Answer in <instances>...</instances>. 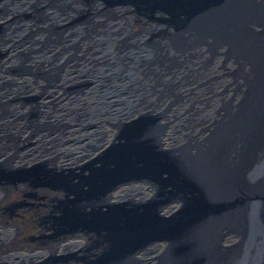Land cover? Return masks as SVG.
Returning <instances> with one entry per match:
<instances>
[{"label":"water","instance_id":"95a60500","mask_svg":"<svg viewBox=\"0 0 264 264\" xmlns=\"http://www.w3.org/2000/svg\"><path fill=\"white\" fill-rule=\"evenodd\" d=\"M37 1L0 0V85L11 81L1 73L5 66L9 72L24 73L13 80V90L0 91V185L6 189L24 185L27 197L48 195L49 209L40 218L51 230L48 238L60 240L80 231L90 240L79 250L31 264L69 259L83 264H135V252L162 240L168 247L158 264L170 261L174 251L177 263L171 264L231 260L264 264V159L260 138L253 142L247 137L245 119L239 117L240 113L246 117L249 109L236 111L228 121L221 118L207 136L190 135L187 144L166 147L159 130L169 108L140 110L137 102L143 91L156 88L146 86L138 68L144 77L169 74L177 89L184 76L189 84L205 76L219 48H224L223 66L236 61L240 41L253 39L254 25L264 26V0H46L38 3L42 11L35 21L31 10ZM132 13L147 24L129 35L126 24ZM8 14L14 17L7 19ZM48 27L61 29L57 41L43 40ZM144 42L157 50L154 55L144 57ZM84 57L91 62L86 68L79 60ZM21 62L24 65L16 68ZM196 63V70L189 69ZM34 83L39 92L33 91ZM207 89L212 90L209 85ZM175 96L173 104L182 99L178 93ZM214 99L210 97L207 104ZM28 101L33 108L25 106ZM209 116L190 112L180 121L195 129L194 124L208 121ZM103 118L115 127L111 141L91 156L97 147L94 142L86 144L82 156L89 157L81 163L59 165L54 156L30 161L25 152L36 136L40 143H46L47 137L59 144L69 135L80 142L84 136L76 135V125L79 130L89 129ZM233 122L239 124V132L233 130ZM142 177L156 183L161 195L181 193L189 206L183 204L173 215L163 216L162 199L145 203L132 197L113 199L120 185ZM252 202L259 209L247 223ZM202 224L207 230L194 234L188 243L176 239L192 225ZM227 227L240 235L232 246L222 243ZM170 251L174 253L168 255Z\"/></svg>","mask_w":264,"mask_h":264},{"label":"flooded vegetation","instance_id":"af4514ba","mask_svg":"<svg viewBox=\"0 0 264 264\" xmlns=\"http://www.w3.org/2000/svg\"><path fill=\"white\" fill-rule=\"evenodd\" d=\"M43 1L46 0H38L36 3L37 5L31 10L35 21L36 19L39 20V13L42 10L40 9L39 11H36V13L34 9H39L40 6L38 3ZM13 17L14 15L12 14L7 15V19L10 20ZM11 23L13 24L14 21L12 20ZM64 23H66V21ZM146 24L147 22L145 19L139 17L136 13H132L129 17V25L126 24V30L129 35H131L140 31ZM40 25L48 26L51 24L42 23ZM33 28H37V26L33 25ZM60 31V28L48 27L43 40L48 37L53 41H57L56 37ZM8 44H11V41L8 42ZM57 49H59V47H57ZM81 52L83 53L85 50L82 49ZM80 60L82 61V67L84 66L83 68L91 65V62L87 57H84L83 59L80 58ZM11 63L12 62L9 61L7 62L8 65ZM197 68L198 64L196 63V66L191 65L189 69L196 70ZM216 74V72H212L210 77L202 76V78L200 77L194 80L191 84H189V78H185L186 76H184L178 80L180 86L177 89L173 85L172 78L167 73L163 74L162 78L153 75H149V77L141 76L146 79V86L154 84L156 85V88H150L149 90L143 91L137 96L138 100L135 98L137 102L139 101L140 103V110L163 111L166 108H169L166 110L168 114L166 113L161 118L160 122L162 123V127L159 130L160 138L166 147L180 146L188 143L191 135L190 124L188 125L184 123L183 125L180 119L188 116L190 112L201 113L205 109L203 101L207 98V95L205 94V88L208 85L207 81L209 78L215 77ZM158 78L161 83L156 84ZM176 93L182 95V99L179 103L173 104ZM158 96H162V99L158 100ZM190 105L193 109H190ZM175 110H178V113H174L173 111ZM79 129L80 127L76 125L73 130L76 131V135L80 133L82 137L84 136V139L80 142H75L72 140V135H69L64 137L63 142H60L59 144L49 141L47 137L46 143H43V140L40 143L41 138L36 136L32 138L34 143L30 144L29 149L27 147L25 152L29 154V156L31 155L30 161L37 159V157L50 158L54 156L58 158L57 163L59 165L73 166L76 163L83 162L89 157V155L82 156V151L86 144L94 142L97 147L92 154H90L91 156L105 147L106 144L111 141L112 135L115 132V127L104 118L98 123H95V125L91 126L89 129ZM27 134H29V132L28 130H25V135ZM192 136L195 139H199L201 134L195 132V135ZM77 156H81L80 159L76 160ZM25 189L24 185H19L15 188L12 187L8 191L0 190V264H20L25 261L33 262L35 259H38L36 262H44L47 259L52 258L53 255L55 256L76 251L86 246L90 237L80 231L64 235L65 237H62L60 240L48 238L46 235L50 233L51 230L40 223L41 216L49 209L47 202L48 198H46L48 195L45 194L43 195L44 197H27L25 195ZM43 192L44 190H41L42 194ZM113 195L114 200H123L132 197L139 203H145L152 199H162L165 201V203L162 204L163 207L160 211L163 216H170L176 213L179 210L178 208L183 205L184 201L182 194L178 192L171 197L166 196V194L161 195L159 193L158 185L152 180L150 181L143 177L134 182L120 185L115 189ZM21 201H27L29 203L16 207L15 204ZM166 242L167 241L163 240L150 242L144 248L135 252V264H158L160 255H162L168 247ZM81 253L82 252H79L78 255ZM45 264L83 263L79 260L69 259L61 262H47Z\"/></svg>","mask_w":264,"mask_h":264},{"label":"bare ground","instance_id":"6f19581e","mask_svg":"<svg viewBox=\"0 0 264 264\" xmlns=\"http://www.w3.org/2000/svg\"><path fill=\"white\" fill-rule=\"evenodd\" d=\"M254 27L256 28V33L253 35V39L249 40L248 43L244 41H240L241 43L238 46V51L236 53L237 54L236 61H234L233 63L230 61L226 62L225 63L226 66H223V60L225 57V55L223 54L224 48H219L218 51L220 53L217 55L216 59H214V63L209 66V68H211L210 73L216 72L218 74L215 78L219 80V82L216 84L219 91L222 92V89L224 88V92H227L228 90V92L230 91V94L232 95V98L231 100H229V103H226L229 104V107H223L225 101H222L223 106L221 105V107L219 108L218 100H216L211 106L212 114H210L209 117L216 118V116H218L219 118L216 119L218 123V121L221 118L225 119V121H228L236 111L239 112L240 110L245 109L242 111L244 112L249 109L246 117L244 116L243 113H240L239 117H243L245 119L244 121H242V123H245V127H247V129L249 130L247 137H249L250 139L252 138L253 142L257 140L258 137L260 138L259 152L260 154H262L264 159V26L256 24V26L254 25ZM143 45L144 44L142 43V46ZM142 51L146 52L147 55H151L153 52L150 48H147L145 46L142 48ZM205 55L209 57L210 53L205 52ZM233 69L235 70L237 69V71L234 73ZM139 70L140 69L138 68L137 74L142 76ZM30 102L31 101L25 102V105H30L29 107H31L32 105ZM257 118L259 121L258 123H255ZM221 124H219V127H222ZM233 124H234L233 130H235V132H239V129L237 128L239 127L238 126L239 124H236L234 122ZM262 125H263V129H262ZM200 134L202 137H204L205 135L204 131H201ZM218 136L220 135L218 134ZM217 140L221 142L220 138H217ZM249 177H253V176L250 175ZM9 187L12 188L13 186L9 185ZM183 204L184 207L189 206L187 203H183ZM258 209H259L258 203L252 202L248 205L247 207L248 214H246L247 223H251L250 218L251 216L252 218L253 216H255ZM205 230L207 229L203 224L202 227H199V225L198 226L192 225V227L189 228L188 232L186 231V234L182 236H178L176 239L178 241L179 240L182 241L184 239V241L188 243L193 238L194 234L199 235L202 232H205ZM262 231H264V226L262 228ZM234 232L235 231L230 227L224 229L223 232L224 237L222 239V243L230 244V245L224 244L225 246H232L236 242L240 241V235H238L237 233L235 234ZM263 238H264V232H263ZM262 243H263V239H262ZM166 244H168V242H166ZM180 245H184V244L182 243ZM174 252L170 251L168 253V255L174 253L173 256L171 257L172 259L170 258L171 259L170 261L168 260L163 264H169V263L171 264L174 261L177 263L176 261L177 259L175 260L173 258L176 254V251ZM223 264H236V262L234 260H231L229 262H224Z\"/></svg>","mask_w":264,"mask_h":264},{"label":"rangeland","instance_id":"374dc122","mask_svg":"<svg viewBox=\"0 0 264 264\" xmlns=\"http://www.w3.org/2000/svg\"><path fill=\"white\" fill-rule=\"evenodd\" d=\"M40 10V8L38 9H34V11L36 12V11H39ZM37 13V12H36ZM40 16V15H39ZM141 18H143V17H141ZM143 19H145V18H143ZM123 26H121L120 28H122ZM144 45H143V47L145 46V47H147V48H150L152 51H153V55L156 53V51L157 50H155V48H152V47H150L149 45H148V43H146V42H144L143 43ZM124 45V43H122V46ZM119 46H121V45H119ZM119 46L118 47H116L115 49H118L119 48ZM121 46V47H122ZM125 48H126V45H125ZM125 52V49L123 50V53ZM143 54H144V57L147 55V53L146 52H142ZM210 57V56H209ZM139 61H140V59H139ZM24 65V63H18L15 67L17 68H21V66H23ZM6 68H7V66H5L4 68H3V71H1V73H6L7 75H4L5 76V78H9V79H11V81L8 83V84H6L5 86H2L3 85V83L0 85V91L1 90H13L12 88H14V84L12 83L13 82V80H15V79H17L18 77H20L21 75H23L24 73L23 72H19L18 70L17 71H11V72H9L8 70H6ZM210 70H211V68H208V70H206L205 71V76L206 77H210L211 76V74L212 73H210ZM15 72V73H14ZM218 74H216V76H217ZM15 76H17V77H15ZM215 76V77H216ZM32 77V76H31ZM215 77H212V78H209V80L207 81L208 82V85L210 86V88L212 89V90H209V89H207V92L205 93L206 95H207V98H205V100L203 101V105H204V107L205 106H207V108H205L201 113H203V114H205V115H210V114H212L211 113V106L213 105V103L216 101V100H218V104H219V108L221 107V105H222V101H225V104H224V106L223 107H229V104H226V103H229V99H231L232 98V95L230 94V91L228 92V90H227V92H224V88L222 89V92L221 91H219V89H218V87H217V83L219 82V80H217ZM78 79H81V77L79 78V77H77ZM39 79V82L42 84L43 83V81H44V79L42 78V77H40V78H38ZM12 83V84H11ZM35 85H36V88H33V91H35V92H39L38 90H39V88H38V84H36V83H34ZM207 85V86H208ZM43 86V85H42ZM206 86V87H207ZM212 91H214V92H212ZM210 92H212V93H210ZM212 96H214V101L212 102V104L211 105H208L207 104V102H209V98L210 97H212ZM43 99H44V97H42ZM174 99V98H173ZM19 103H21L20 101H18ZM205 102H206V105H205ZM26 107H29L30 105H25ZM34 111V109H32V112ZM207 112H208V114H207ZM217 118H219L218 116H216V118H213V117H209V118H207L208 119V121H202L201 122V124H194V126H195V129H193L191 126H192V124H190V133H191V135H195V132L196 133H200L201 131H204V133H205V135L207 136L208 134H210L209 132L212 130V129H214V127H216L217 126V121H216V119ZM214 123H215V125H214ZM214 125V126H213ZM204 135V136H205ZM200 138H202V136L200 137ZM11 188L8 186V188L6 189V188H4V186H2V185H0V190L1 191H8V190H10ZM225 245H230L229 243H224ZM69 251V250H68ZM36 260L38 261V259H35V260H33V263L34 262H36ZM32 262H30V261H25V262H23V263H20V264H31Z\"/></svg>","mask_w":264,"mask_h":264}]
</instances>
